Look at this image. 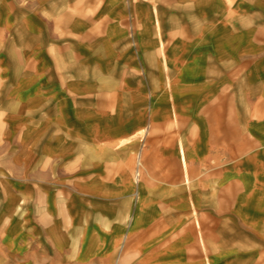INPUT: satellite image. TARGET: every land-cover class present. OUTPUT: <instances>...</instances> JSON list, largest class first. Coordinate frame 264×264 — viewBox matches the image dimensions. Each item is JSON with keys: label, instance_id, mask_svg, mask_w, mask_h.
Instances as JSON below:
<instances>
[{"label": "crops", "instance_id": "1", "mask_svg": "<svg viewBox=\"0 0 264 264\" xmlns=\"http://www.w3.org/2000/svg\"><path fill=\"white\" fill-rule=\"evenodd\" d=\"M122 263L264 264V0H0V264Z\"/></svg>", "mask_w": 264, "mask_h": 264}, {"label": "bare ground", "instance_id": "2", "mask_svg": "<svg viewBox=\"0 0 264 264\" xmlns=\"http://www.w3.org/2000/svg\"><path fill=\"white\" fill-rule=\"evenodd\" d=\"M146 154V153H145ZM144 157V156H143ZM142 157V158H143ZM142 158H140V159H142ZM139 159V160H140ZM141 163V162H140ZM139 167V166H138ZM142 169V168H141ZM193 170H195V169H193ZM138 172H139V170H138ZM151 173V172H150ZM189 174V173H188ZM180 176V175H179ZM189 176V175H188ZM150 180V179H149ZM186 180V179H185ZM188 181V180H187ZM197 181V180H196ZM180 182V181H179ZM183 183V182H182ZM193 183V182H192ZM199 183V182H198ZM153 184V183H152ZM196 185V184H195ZM175 186V185H174ZM197 187V186H196ZM187 188V187H186ZM159 196V195H158ZM163 209V208H162ZM197 210V209H196ZM198 211V210H197ZM200 211V210H199ZM183 212V211H182ZM193 212V211H192ZM167 216V215H166ZM183 216V215H182ZM189 217V216H188ZM168 218V217H167ZM169 219V218H168ZM170 221V220H169ZM174 221V220H173ZM187 223V222H186ZM189 224V223H188ZM184 225V224H183ZM190 225V224H189ZM197 226V225H196ZM157 228V227H156ZM183 228V227H182ZM178 231V230H177ZM176 231V232H177ZM179 232V231H178ZM197 232V231H196ZM157 233V232H156ZM175 233V232H174ZM193 234V233H192ZM197 235V234H196ZM200 236V235H199ZM204 236V235H203ZM206 236V235H205ZM213 237V236H212ZM197 238V237H196ZM208 241H209V239H208ZM196 242V241H195ZM159 244V243H158ZM166 244V243H165ZM190 244V243H189ZM191 244H193V243H191ZM197 245V244H196ZM159 248V247H158ZM129 251V250H128ZM188 253V252H187ZM195 253V252H194ZM201 254H202V252H200ZM193 254V253H192ZM199 254V253H198ZM141 256V255H140ZM189 257V256H188ZM119 260V259H118ZM124 263V262H123ZM122 263V264H123Z\"/></svg>", "mask_w": 264, "mask_h": 264}]
</instances>
